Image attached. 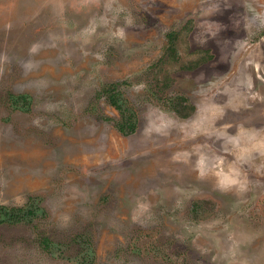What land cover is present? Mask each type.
I'll list each match as a JSON object with an SVG mask.
<instances>
[{
    "label": "rangeland",
    "instance_id": "rangeland-1",
    "mask_svg": "<svg viewBox=\"0 0 264 264\" xmlns=\"http://www.w3.org/2000/svg\"><path fill=\"white\" fill-rule=\"evenodd\" d=\"M0 264H264V0H0Z\"/></svg>",
    "mask_w": 264,
    "mask_h": 264
},
{
    "label": "trees",
    "instance_id": "trees-1",
    "mask_svg": "<svg viewBox=\"0 0 264 264\" xmlns=\"http://www.w3.org/2000/svg\"><path fill=\"white\" fill-rule=\"evenodd\" d=\"M19 98H21V100H27V98L25 96H19ZM111 103L113 105H115L118 109L121 108V106L118 104L117 99L114 97L113 99H110ZM134 120L133 117H127L124 122L121 125H117V128L120 132L127 134V133H131L134 129H135V125H134ZM28 213H32L30 210L26 211V213L24 212H17V213H6L8 216V219H12L14 218V216L20 217V216H24V214H28Z\"/></svg>",
    "mask_w": 264,
    "mask_h": 264
}]
</instances>
